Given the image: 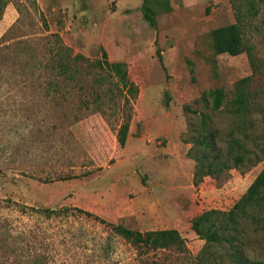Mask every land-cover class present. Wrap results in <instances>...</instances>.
Here are the masks:
<instances>
[{
  "label": "rangeland",
  "instance_id": "1",
  "mask_svg": "<svg viewBox=\"0 0 264 264\" xmlns=\"http://www.w3.org/2000/svg\"><path fill=\"white\" fill-rule=\"evenodd\" d=\"M162 1V0H160ZM151 27L142 0H12L0 17V264H193L204 241L192 219L207 209L228 210L264 167L263 140L252 157L193 183L190 127L200 112L212 115L216 142L231 125L200 96L251 73L246 52L215 54L210 31L235 21L230 0H169ZM154 7L161 9L162 4ZM254 17L245 44L264 63V40ZM90 60L125 62L138 87L123 104L98 68L80 65L74 80L59 79L54 94L50 59L56 37ZM251 88L264 100V64ZM192 69V72H191ZM108 90H111L109 92ZM96 94L101 108L92 102ZM88 101L85 106L84 102ZM196 110L197 112H193ZM130 114L126 143L116 139ZM258 130L261 117L254 114ZM38 207L69 208L46 218ZM140 231L174 228L185 242L176 249L138 255L104 224ZM251 249L258 246L247 238ZM98 250V252H97ZM96 254V255H95ZM35 256L42 259L35 263ZM85 262V263H84Z\"/></svg>",
  "mask_w": 264,
  "mask_h": 264
},
{
  "label": "trees",
  "instance_id": "2",
  "mask_svg": "<svg viewBox=\"0 0 264 264\" xmlns=\"http://www.w3.org/2000/svg\"><path fill=\"white\" fill-rule=\"evenodd\" d=\"M11 1L0 0V17L5 6ZM230 2L234 9L235 21L210 31L211 48L215 54L238 55L246 52L251 73L234 82L233 96L230 99H226L223 88L217 87L209 89L195 100V102L202 100L204 107L213 113L228 112L231 120L225 139H219V142L224 144V150H221L216 142L219 131L211 126L210 113L200 112L197 116L199 120L190 127L191 134L187 141L192 143L189 154L195 161L193 183L196 185L205 176L218 179L222 173L240 166L253 156L254 147L259 144L257 139L264 141V100H259L260 93L251 88L253 77L259 73L263 62L256 56L253 47L246 45L244 41L245 29L254 17L259 18L255 29L260 32L264 40V0H230ZM157 3L162 4L160 10L154 7ZM141 10L148 24L156 27L157 13L170 11L171 5L169 0H142ZM55 37L58 47L52 53L49 63L55 79L50 83L54 94L61 92L62 81L75 79L80 65L85 62L87 68H98V76H95L98 83L109 82L116 87L117 92L122 96L123 104L129 103L136 97L138 87L130 78L125 62L109 60L103 47H99L101 56L94 60L80 53L72 55V48L64 44L58 35ZM82 102L85 106L88 105L85 99ZM92 102H97L96 109H99L103 99L100 94H96ZM256 113L262 119L260 130L256 128L257 122L254 119ZM129 120L130 114L119 124L116 131V139L121 147L126 143ZM67 209L69 208H35L46 218L59 216ZM76 210L101 223L110 224L113 233L121 236L134 247L138 255L151 250L171 248L179 252L185 250L184 239L174 228L140 231L122 224L107 223L90 211L80 208ZM191 228L204 241L203 247L193 258V264H264V167L230 209L204 210L192 219ZM250 237H253L254 242L258 244L251 251L247 241ZM35 258V263L42 259L40 256Z\"/></svg>",
  "mask_w": 264,
  "mask_h": 264
}]
</instances>
